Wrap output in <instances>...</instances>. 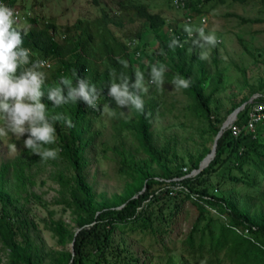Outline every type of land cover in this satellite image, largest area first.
Here are the masks:
<instances>
[{"label": "trees", "instance_id": "16d2710c", "mask_svg": "<svg viewBox=\"0 0 264 264\" xmlns=\"http://www.w3.org/2000/svg\"><path fill=\"white\" fill-rule=\"evenodd\" d=\"M13 1L6 0L9 4ZM35 1L28 2L30 7ZM206 1L185 0L181 8L194 19ZM25 3L26 0H19L21 9ZM114 3L112 9L100 6L94 17L77 16L61 29L54 15H26L27 35L21 47L32 55L25 68L36 60L51 61L53 68L42 86L44 95L40 102L46 106L49 118H70L75 127L68 128L63 119L53 123L57 141L44 147L58 149L55 160L42 161L23 145L0 162V249L5 252V264H138V257L127 258L120 242L114 241L116 230L135 229L153 236L165 233L184 200L194 205L196 213L181 239V251L166 248L163 262L155 264H264V139L255 132L252 136L241 129L233 135L229 127L223 128L207 164L196 173L187 174L210 147L204 145L188 161L178 162L168 140L158 146L153 142L150 125L154 103L145 100L144 114L131 108L135 122L121 123L135 136L146 157L137 158L129 150H117V168L127 176L122 190L112 199L100 201L94 197L86 173V150L94 137L91 115L99 111L102 99L111 97V83H123L126 77L129 90L133 91L136 69L149 75L152 66H163L165 76L191 78V87L183 91L193 102L192 114L203 125L200 132L206 129L214 135L223 120L208 103L220 75L216 73L211 89L204 92L207 72L203 60L190 58L185 43L187 33L167 22L164 15L144 1ZM130 39L136 42L133 47L127 43ZM173 39L178 43L169 48ZM62 77L70 80L73 87H78V79L85 80L88 88L95 85L98 110L78 96L74 103L68 101L63 85L61 94L67 104L56 105L55 99H49V92ZM135 91L142 99L140 90ZM245 100L242 97L233 102L230 110ZM248 105L250 102L245 101L234 121L242 123ZM28 135L23 134L22 143ZM44 168L58 185L57 200L70 212V222L49 216L47 227L61 247L49 249L47 254L30 237L27 214L20 208L10 209L11 202H24L20 197L25 196L26 183ZM71 240L72 253L70 245L64 247ZM161 243L165 245L163 240Z\"/></svg>", "mask_w": 264, "mask_h": 264}, {"label": "rangeland", "instance_id": "374dc122", "mask_svg": "<svg viewBox=\"0 0 264 264\" xmlns=\"http://www.w3.org/2000/svg\"><path fill=\"white\" fill-rule=\"evenodd\" d=\"M29 1L26 0L23 11L28 10L30 14L54 15L59 29L77 16H96L102 5L110 6L111 9L115 6L114 0H37L33 7H30ZM141 1L164 15L167 22L174 23L178 30H183L186 23L195 28L199 24L198 17L185 21V10L174 7L171 0ZM16 3L19 5V0ZM200 15L205 18V34L214 33L219 41L217 46L211 49L209 60L203 61L207 72L203 90L208 92L211 89L215 75L219 73L220 80L208 103L212 111L224 119L232 110L230 105L233 102L240 101L242 97H246L245 101L249 102L253 95L264 93V3L260 0H208L202 2ZM251 18L262 20L251 21ZM26 19L25 16L19 21L22 28L27 27ZM196 35L193 32L192 38H188L186 43L188 52L191 49L189 54L192 60L198 59L201 51L191 43V39L197 38ZM48 61L50 66L39 69L45 73L44 81L49 79V72L53 68L51 61ZM136 70L142 72L144 84L149 89L147 93H142V99L154 103L150 125L153 142L158 146L168 140L178 162L188 161V157H194L204 145L210 147L214 135L206 129L200 132L199 127L203 125L192 114L193 102L183 89L174 87V75L165 76L166 82L161 89L151 84L150 75L143 69ZM122 120L134 123L136 116L130 106H118L114 97L102 99L99 111L91 115L90 129L94 130V137L90 148L86 150L89 158L86 173L94 197L100 201L112 199L114 194L120 193L127 177L117 168V150H129L137 158L146 157L135 136L122 126ZM2 124L0 121V125ZM255 133L264 139V122L256 125ZM22 136L18 138L11 133L0 136V162L13 156L23 146ZM153 167L159 171L158 167ZM32 169L33 166L30 170ZM57 186L50 178L47 168L38 170L24 187L26 197H20L24 202L10 203V209L20 208L21 212L27 214L30 220V237L41 246L45 254L49 249L61 247L56 236L47 227L49 216L70 222L69 210L63 209V203L57 200ZM183 202L167 232L153 236L149 232L143 233L135 229L116 230L114 241L120 242L127 258L138 257V264L163 262L166 248L173 249L176 253L181 251V239L196 213L189 200ZM162 240L165 245L161 243ZM69 245L70 241L64 243V247L68 248ZM0 264H5V252L2 249Z\"/></svg>", "mask_w": 264, "mask_h": 264}, {"label": "clouds", "instance_id": "9594fccd", "mask_svg": "<svg viewBox=\"0 0 264 264\" xmlns=\"http://www.w3.org/2000/svg\"><path fill=\"white\" fill-rule=\"evenodd\" d=\"M183 31L188 38H192L193 32L197 35L191 39V43L201 49L200 60L207 61L210 58L211 49L219 43L214 33L205 34V27L195 28L190 23L183 26ZM23 32V35L21 34ZM27 29L19 26L17 14L14 9L0 4V136L11 133L20 138L25 132L29 133L28 138L23 141L26 149L33 154L39 155L42 161L58 158V149L44 147L56 143V129L53 123L63 119L68 128L75 127L70 118L54 115L50 118L46 115L45 105L40 102L44 95L42 86L44 85L45 73L39 69L47 65L45 60H36L32 66L25 68L29 64L31 51L24 49V36ZM178 42L173 39L169 48H173ZM187 43V41H185ZM180 48L184 44H179ZM191 52V49H189ZM122 63H124L122 61ZM166 68L163 66H152L150 69V81L158 88H163ZM78 87H73L70 80L61 78L59 85L53 87L49 92V99H55L56 105L67 104L62 96L63 85L67 88V100L75 102L76 97H81L93 110L97 107V87L93 85L88 88L85 80H77ZM172 84L176 89H188L192 85L191 78L185 79L177 76ZM133 91L129 90L127 78L123 83H111L108 95L114 97L118 106H130L136 111L144 114L145 102L141 95L136 94L137 89L140 93H147L148 86L144 84V77L141 71H136V82L132 85ZM146 114V118H147ZM27 125V127H26ZM15 148L16 146L13 145Z\"/></svg>", "mask_w": 264, "mask_h": 264}, {"label": "built area", "instance_id": "2783aa9c", "mask_svg": "<svg viewBox=\"0 0 264 264\" xmlns=\"http://www.w3.org/2000/svg\"><path fill=\"white\" fill-rule=\"evenodd\" d=\"M185 0H171V4L174 7H183ZM17 0L13 1L12 3H7L6 0H0V4H5L6 6L14 9L15 13L17 14L18 20L25 17L27 14H29V11H23L21 7L16 3ZM199 24L197 25V28L202 27L204 24V16L198 14ZM184 20L190 21L192 20V17H190L188 14H184ZM127 43H130V47H133L135 40L130 39L127 41ZM135 54H139V50H134ZM47 61V65L45 67H48L50 65V62L46 59H43ZM260 98V99H259ZM250 105H248L246 112L243 116L242 123H238L234 121V118L227 124V127H229V130L231 134L236 135L240 132L241 129H245L247 132H249L252 136L255 132V127L258 123L264 122V93H257L252 96L250 99Z\"/></svg>", "mask_w": 264, "mask_h": 264}, {"label": "water", "instance_id": "95a60500", "mask_svg": "<svg viewBox=\"0 0 264 264\" xmlns=\"http://www.w3.org/2000/svg\"><path fill=\"white\" fill-rule=\"evenodd\" d=\"M244 104V101L239 103L237 106H235L227 115L226 118H224L222 120V122L219 125V128L217 129L216 133L213 136V140H212V144L209 148V151L203 156L201 157V159L199 160L197 166L195 168L192 169V171H189V173L187 174H194L197 171H199L205 164H207L208 160L212 157L213 153H214V149H215V143H216V139L219 136V134L221 133V131L223 130V128L225 126H227V124L235 117V114L237 113V111L242 108ZM231 115V118L228 120V117ZM72 240L70 241V249H71V253H72Z\"/></svg>", "mask_w": 264, "mask_h": 264}, {"label": "bare ground", "instance_id": "6f19581e", "mask_svg": "<svg viewBox=\"0 0 264 264\" xmlns=\"http://www.w3.org/2000/svg\"><path fill=\"white\" fill-rule=\"evenodd\" d=\"M231 118V115L228 117V120Z\"/></svg>", "mask_w": 264, "mask_h": 264}, {"label": "crops", "instance_id": "0c3cea01", "mask_svg": "<svg viewBox=\"0 0 264 264\" xmlns=\"http://www.w3.org/2000/svg\"><path fill=\"white\" fill-rule=\"evenodd\" d=\"M258 93H261V92H258Z\"/></svg>", "mask_w": 264, "mask_h": 264}]
</instances>
